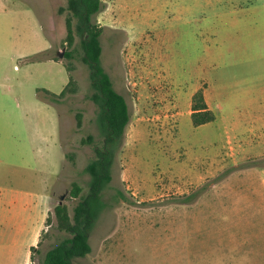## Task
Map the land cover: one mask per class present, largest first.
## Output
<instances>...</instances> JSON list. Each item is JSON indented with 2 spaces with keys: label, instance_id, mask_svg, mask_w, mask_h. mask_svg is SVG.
Instances as JSON below:
<instances>
[{
  "label": "rangeland",
  "instance_id": "374dc122",
  "mask_svg": "<svg viewBox=\"0 0 264 264\" xmlns=\"http://www.w3.org/2000/svg\"><path fill=\"white\" fill-rule=\"evenodd\" d=\"M102 3L95 15L101 65L124 96L129 121L89 235L91 250L72 264H264V126L249 128L264 114V0ZM66 4L0 0V17L26 52H5L0 82L18 102L14 121L27 124L29 154L45 158L37 175L50 181L49 226L36 264L69 236L58 230L53 208L64 204L72 216L80 199L71 196L73 184L87 193L84 168L102 141L88 67L79 51L64 56L79 48L78 36L71 46L65 42ZM49 54L61 63L42 60ZM45 87L67 89L35 95ZM198 90L215 118L194 126Z\"/></svg>",
  "mask_w": 264,
  "mask_h": 264
},
{
  "label": "trees",
  "instance_id": "16d2710c",
  "mask_svg": "<svg viewBox=\"0 0 264 264\" xmlns=\"http://www.w3.org/2000/svg\"><path fill=\"white\" fill-rule=\"evenodd\" d=\"M102 8V0H67L65 7L68 12L65 42L71 46L75 36H78L79 50L73 47L66 50L64 56L70 59L79 51L82 61L88 67L92 89L89 98L98 108L97 123L102 141L101 145L93 148L94 157L84 168L89 175L87 193L80 195L81 187L77 183L73 184L71 196L80 199L73 207L72 216L70 217L64 204L57 203L53 208L58 230L69 233V236L48 249L39 264H72L74 259L84 257L90 252L89 235L98 211L104 206L102 193L112 179L111 168L129 121L126 100L113 88L109 75L101 65L102 28L97 24L95 15ZM71 70L68 66V71ZM68 84H73L71 74ZM66 89L64 87L58 95H63ZM190 118L194 126L211 122L215 118L201 90L192 96ZM87 141H92V136H88ZM48 221L49 217L46 219L47 223Z\"/></svg>",
  "mask_w": 264,
  "mask_h": 264
},
{
  "label": "crops",
  "instance_id": "0c3cea01",
  "mask_svg": "<svg viewBox=\"0 0 264 264\" xmlns=\"http://www.w3.org/2000/svg\"><path fill=\"white\" fill-rule=\"evenodd\" d=\"M1 17L6 15L2 14ZM1 17L0 61L4 58L5 52H9L10 56H26V52H23L25 46L22 38L20 41L13 39L11 23ZM48 48L49 45L42 47V51ZM42 60L49 64L60 62L53 54ZM3 84L0 82V264H36L34 258L41 247L44 230L49 226L46 219L52 208L50 181L47 185L44 177L37 175L45 168L43 163L45 158L36 159L34 155L29 154L28 140L26 138L23 140V136H27L23 135L27 124L22 120L14 121L12 111L17 109L18 102L16 101L14 105L16 98L4 89ZM38 89L51 94H58L62 90L56 92L49 87L36 88L37 96ZM41 99L45 101L44 98ZM19 114H23L22 110ZM251 125L249 126L251 133L264 126L263 112L251 122ZM230 126L232 127V124ZM19 133L21 135H18ZM58 158L60 159V156ZM36 160L41 162L40 165L36 164ZM58 169L59 164L55 170L51 168L50 173L53 175Z\"/></svg>",
  "mask_w": 264,
  "mask_h": 264
},
{
  "label": "water",
  "instance_id": "95a60500",
  "mask_svg": "<svg viewBox=\"0 0 264 264\" xmlns=\"http://www.w3.org/2000/svg\"><path fill=\"white\" fill-rule=\"evenodd\" d=\"M58 56H62V52H59V53H58ZM61 198H62V196H61Z\"/></svg>",
  "mask_w": 264,
  "mask_h": 264
}]
</instances>
